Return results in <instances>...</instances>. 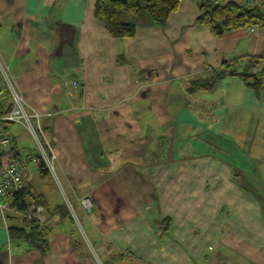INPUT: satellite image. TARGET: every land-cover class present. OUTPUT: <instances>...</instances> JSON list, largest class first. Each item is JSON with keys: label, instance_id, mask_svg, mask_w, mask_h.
Listing matches in <instances>:
<instances>
[{"label": "crops", "instance_id": "crops-1", "mask_svg": "<svg viewBox=\"0 0 264 264\" xmlns=\"http://www.w3.org/2000/svg\"><path fill=\"white\" fill-rule=\"evenodd\" d=\"M93 9L0 0L1 64L41 116L64 196L36 192L45 253L10 242L25 224L0 214V264H264V76L260 97L232 75L186 90L223 63H264V26L217 35L180 0L164 26L141 12L117 39Z\"/></svg>", "mask_w": 264, "mask_h": 264}, {"label": "trees", "instance_id": "trees-1", "mask_svg": "<svg viewBox=\"0 0 264 264\" xmlns=\"http://www.w3.org/2000/svg\"><path fill=\"white\" fill-rule=\"evenodd\" d=\"M190 1L199 10L196 23L208 26L217 35L245 27L264 26V12L259 7L241 6L234 2L215 6L217 0ZM179 3L180 0H94L93 15L96 21L107 28L113 38L133 39L136 35V27L131 19L126 21L125 18H135L144 12L153 23L164 26L168 17L177 11ZM217 24L220 25L222 32H219ZM230 75L237 76L247 88L260 97L264 63L256 57H244L223 63L218 70L213 72L211 78L189 80L186 90L189 94L212 92L220 81ZM9 153L22 154L13 136H11ZM36 157V166L40 174L46 176L48 171L44 160L40 156L36 155ZM28 196L42 207H46L42 196L34 193L33 188L28 184L14 199V205L18 210L24 209L25 204L22 200ZM59 209L65 212V215L70 216L67 207ZM47 235L45 227L30 223L25 224L24 228L17 226L8 228L10 242L24 243L31 248L38 249L41 253L48 250Z\"/></svg>", "mask_w": 264, "mask_h": 264}, {"label": "built area", "instance_id": "built-area-1", "mask_svg": "<svg viewBox=\"0 0 264 264\" xmlns=\"http://www.w3.org/2000/svg\"><path fill=\"white\" fill-rule=\"evenodd\" d=\"M249 7H259L264 12L262 0H249ZM7 86L0 90V214L15 216L25 224L45 225L44 208L30 196L23 199V210L14 205L16 195L29 183L28 170L30 164H36L37 157L31 153L14 155L9 153L11 136L8 133L10 124L25 126L33 136L39 156L46 166L52 169V154L48 139L41 126V116L28 110L22 94L14 86V78L7 67H1ZM20 202V201H19ZM85 209L90 208L89 200L81 201Z\"/></svg>", "mask_w": 264, "mask_h": 264}, {"label": "rangeland", "instance_id": "rangeland-1", "mask_svg": "<svg viewBox=\"0 0 264 264\" xmlns=\"http://www.w3.org/2000/svg\"><path fill=\"white\" fill-rule=\"evenodd\" d=\"M1 63L2 62L0 60V88H1L0 90H4L5 87L7 86V84H6V81L4 79L3 74L1 72V67H4V65ZM43 130H44V128H43ZM8 133L15 138V140L17 142V146H18V148L22 154L26 155L28 153H31L34 156H36V155L39 156L40 153H39V150L37 148V144H36L33 136H31V134L29 133L28 129L25 126L20 125V124H10L8 126ZM44 133H45V131H44ZM45 136L47 138L46 133H45ZM205 141L212 142L213 140L210 139V140H205ZM215 141H217V140H215ZM46 168L48 171V174L46 176H42L41 174H40V176H37V167L35 165H32V169L28 170V176H29V183L28 184L29 185L32 184L31 187L33 186L32 188L35 189V191H34L35 193L36 192H47L46 187H52L53 186L57 192L59 190V193L63 198L64 196L62 194V191H61V189H59L60 184L57 181L56 177L54 176L52 169L48 166H46ZM32 170H33V172H32ZM42 177H47V179H44V181H43ZM67 210L70 213L68 206H67Z\"/></svg>", "mask_w": 264, "mask_h": 264}, {"label": "water", "instance_id": "water-1", "mask_svg": "<svg viewBox=\"0 0 264 264\" xmlns=\"http://www.w3.org/2000/svg\"><path fill=\"white\" fill-rule=\"evenodd\" d=\"M215 6H218V3H215ZM217 27H218L219 32H222V29L219 24H217Z\"/></svg>", "mask_w": 264, "mask_h": 264}]
</instances>
